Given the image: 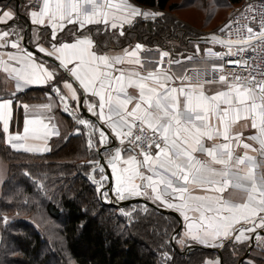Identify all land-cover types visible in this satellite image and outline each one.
Masks as SVG:
<instances>
[{
  "label": "snow or ice",
  "instance_id": "obj_1",
  "mask_svg": "<svg viewBox=\"0 0 264 264\" xmlns=\"http://www.w3.org/2000/svg\"><path fill=\"white\" fill-rule=\"evenodd\" d=\"M256 7L250 4L241 12L248 23L241 25L230 18L219 29L222 35L202 38L227 50L208 48V58L237 57L226 63L247 75L226 73L225 66L214 65L212 79L192 82L186 75L179 83L163 70L168 52H162L160 67L144 74L139 70L141 44L110 55L89 27L103 25L105 32L117 30L123 36L125 25L133 26L138 17L154 19L163 13L143 11L131 0H42L38 9L30 10L29 20L40 30L50 29L47 46L39 43L38 34L33 37L37 51L53 61L48 63L23 46L21 30L13 27L18 13L7 5L0 7V72L15 82L16 89L9 97L0 98L5 142L16 151L50 150L47 140L60 135L58 126L51 123L53 117L41 114L29 118L30 106L16 103L17 93L28 86H48L58 106L70 116L75 102L77 107L86 104L87 111L97 118L99 127L74 117L79 125L91 129L90 149L96 133L100 146L109 136L119 141V147L109 150L107 160L115 181L111 191L118 200L143 196L174 209L185 222L181 244L191 240L223 247V241L230 238L240 243L264 241V71L255 56L245 55L264 51V11L258 31L251 26L255 15L247 16L255 13ZM69 25L74 38L63 41L59 33ZM233 33L236 39L231 38ZM196 51H200L199 44ZM208 85L219 87L210 92ZM16 107L24 109L25 119L23 132L13 134L10 126ZM39 107L52 110L51 103ZM245 128L254 134L245 136ZM89 163L94 165L93 172L98 166L100 180L94 175L89 178L97 184L101 198L110 202L109 191L103 190V182L109 179L104 166L99 161ZM163 255L170 259L167 253ZM205 264L220 261L207 260Z\"/></svg>",
  "mask_w": 264,
  "mask_h": 264
},
{
  "label": "trees",
  "instance_id": "obj_2",
  "mask_svg": "<svg viewBox=\"0 0 264 264\" xmlns=\"http://www.w3.org/2000/svg\"><path fill=\"white\" fill-rule=\"evenodd\" d=\"M132 1L163 15L136 19L133 26L125 27L121 37L105 32L103 25L90 27L104 51L141 44L168 52L172 60L195 56L190 41L195 32L167 14L178 8L173 0ZM225 1L231 8L243 0ZM59 38L71 41L74 37L64 32ZM48 94H52L48 86L32 88L17 94L16 103L40 104L48 100ZM55 114L61 135L53 140L47 154L13 150L0 128V158L10 166L0 197V264H205L219 258L206 249L183 256L185 249L171 243L179 227L172 215L141 203L121 208L108 205L89 178L94 167L89 161H98L97 146L88 147L86 133L72 134L75 124L71 116L59 108ZM23 119L22 108H14L13 123L19 127ZM99 174L95 172L96 180H100ZM40 208L63 225L64 248L54 245L34 224L33 217ZM179 237L180 234L177 240ZM257 243L242 264H264V250ZM247 247L227 242L222 249L224 264H238Z\"/></svg>",
  "mask_w": 264,
  "mask_h": 264
},
{
  "label": "crops",
  "instance_id": "obj_3",
  "mask_svg": "<svg viewBox=\"0 0 264 264\" xmlns=\"http://www.w3.org/2000/svg\"><path fill=\"white\" fill-rule=\"evenodd\" d=\"M2 5V3H0V6ZM10 9H12L14 12L17 11L16 9V6H12L10 7ZM21 12L23 14H25V16L27 17V21L24 20V23L20 20H18V15L16 16V24L13 25V27H18V29H20V34L22 36H24V32H25V28L27 26V23L31 25L32 29H31V40H30V43H34V47L36 49V41L33 39L34 37V34H38L39 36V43L41 44H44L45 46H47L48 44L45 43V40H49V32H50V29H43V30H40L39 29V26H35V25H32L30 23V20H29V10H23L22 8L20 9ZM17 13V12H16ZM27 22V23H26ZM71 26V25H69ZM68 28V27H67ZM44 31H48V36L44 35L43 32ZM66 32V29L65 31ZM62 32V33H64ZM62 33H59L62 34ZM45 36V37H44ZM44 38V39H43ZM136 46V45H135ZM135 46H128V47H124L122 49H117V48H111L107 53L110 54V55H117V54H122V51L123 49H129V50H132L135 48ZM37 50V49H36ZM162 52H166L164 50H160V49H157V48H146V47H142V50L139 51L138 55H139V59L141 60L142 62V67L139 68V70L144 73V74H147L149 72H152L154 70H156L158 67L161 66V54ZM36 55V54H34ZM37 59L39 60H43L42 58L38 57V55H36ZM202 57L200 58H197V59H201ZM169 60L172 61V63H169ZM49 63V62H48ZM212 63H199L197 60L195 59H187V58H179V59H174L172 60L170 58V55L169 56H165L163 58V64H162V67H163V70L167 71L172 77H174L175 81L177 83H179L181 80H183V77L185 76L186 72L193 68V67H198V65L200 66H209L211 65ZM12 83L15 84V82L13 80H11L10 78H8L6 76V74H4L3 72H0V98H7L11 95V93L15 92L16 89H15V85H13ZM41 88V87H46V86H42V85H30L28 86L27 88H25L23 91L21 92H18L17 94L19 93H24L25 91H27L28 88ZM61 87H62V82H61ZM210 92H214L217 90V88L219 87L218 85H208L206 86ZM133 95H135V91L134 90H129ZM51 93L52 94H48V99L49 101H55V106L57 107V110L59 108V110L63 111L62 109V106H58L59 104V101L58 99L56 98L55 96V93L52 92L51 90ZM94 99V98H93ZM48 102V100H47ZM48 103H51L52 104V110L51 112H46V111H43L42 109H40L39 106L41 105H44V104H48ZM48 103H40V104H32V105H29L30 106V109H29V112H28V117L29 118H32L34 116H37V115H43L45 117H48V116H51L53 117L51 123L52 124H55L58 126V123H57V118H56V114H55V109L56 107H54V104L52 102H48ZM83 107L87 110V105L86 104H83ZM22 108V107H21ZM23 110V115H24V119H25V112H24V109L22 108ZM72 119H73V122L75 124V128L73 130V135H80V134H83V133H86V136H87V139H89V134L91 133V129H88V128H85L83 127L82 125H79L76 120L74 119V117H80V118H83V119H87L81 112V109H80V106L77 107L76 106V103L75 102H72ZM64 112V111H63ZM66 113V112H65ZM89 113V112H88ZM67 115H69L68 113H66ZM91 114V113H90ZM70 116V115H69ZM14 118V117H13ZM54 118H56V120H54ZM23 119V121H24ZM91 121V120H90ZM47 122V121H46ZM93 124H96L98 127L100 126L98 123L96 122H93L91 121ZM17 128V124L15 125L12 121L11 123V126H10V132L15 134L17 131L19 130H12L11 128ZM79 129L80 130V134H76V130ZM106 131H109L107 129H105ZM244 131V135L245 136H248V135H251V134H254V130H251L250 128H245L243 129ZM19 132H23V122H22V127H21V131ZM60 135H61V132H60ZM59 135V137H60ZM111 137V138H110ZM56 138H58V136H51L48 140H47V143H46V147L48 149L51 148V146L49 145L51 141L53 140H56ZM93 143H94V147L95 148L97 146V150L102 147L100 146L99 144L96 143V140L98 139V133H96L93 137ZM111 139H114L116 143H118L119 145V141L115 139V137L113 136H109V140L106 142V145H109L111 143ZM29 143H39L41 144V146H44L42 142H38V141H29ZM7 144V143H6ZM8 145V144H7ZM120 146V145H119ZM16 151V150H15ZM51 149L49 151H43V152H35V153H30V152H26V153H30V154H47V153H50ZM241 151V154H242V150ZM17 152H25L23 150H19ZM104 156L106 158L109 157V151H106L104 153ZM114 188V187H113ZM143 197V196H141ZM145 198V197H144ZM147 199V198H146ZM150 200V199H148ZM152 203H154L152 200H150ZM162 208H165V209H168V210H171L173 212H175L176 214H178L180 216L179 213H177L174 209H169L167 207H164V206H161L158 202L157 203H154ZM180 218L182 219V231H181V234H180V237H179V240L177 242L178 245H180L181 243L179 242L182 238H183V233L185 231L184 229V220H183V217L180 216ZM257 231H262V230H257ZM177 241V240H176ZM230 241H234L232 240L231 238L229 240H224L223 241V246L227 243V242H230ZM251 240H246L244 241L243 243H240V242H235V244L237 243H240V244H237L239 247L240 246H243V244H247L249 246V243H250ZM258 240H256V243H257ZM191 245H200V246H203V247H208V248H215V249H223V247H210V246H205L203 244H200L198 242H194V241H191V240H186L183 244H181V249H186L187 247L191 246ZM248 249V247H247ZM246 249V251H247Z\"/></svg>",
  "mask_w": 264,
  "mask_h": 264
},
{
  "label": "rangeland",
  "instance_id": "obj_4",
  "mask_svg": "<svg viewBox=\"0 0 264 264\" xmlns=\"http://www.w3.org/2000/svg\"><path fill=\"white\" fill-rule=\"evenodd\" d=\"M131 2L134 3L132 0H131ZM173 2L178 5V8L176 9V11L171 12V13H167V14L172 16L173 19H176V20L180 21L181 23H183L187 27V29H189L190 31L195 32L194 38L190 39V41L193 43L192 49H193L194 55H195L193 57L191 56L192 59L200 58V57H203L204 55H206L207 54L206 50L208 48H212L213 51L221 50V48L218 47L216 44H212V43H208V42H201V41H198V39L201 37H204V36H208L211 31L216 30L226 21L227 16H228V12H229V5H228L227 1H225V0H173ZM134 4L136 5V3H134ZM4 5H5V3L3 2L0 7H3ZM7 7L10 9L9 6H7ZM138 7H140V6H138ZM21 8L23 10L27 9L24 4L22 5ZM140 8L143 11L156 12L155 10L142 8V7H140ZM160 13H162V12H160ZM138 18H143V17H138ZM143 19H145V18H143ZM94 26H97V25H92L89 27H94ZM125 27H127V25H125ZM108 30L111 31L112 34H117L118 36L121 37V35L119 34V31L112 30V29H108ZM73 31H74L73 26L72 25L68 26V28L66 29V34H68L69 36H73ZM43 34L48 36V31H44ZM69 40L70 39L68 38L67 41H69ZM45 43L48 44L47 39L45 40ZM197 44H199V48H200L199 53H197V51H196ZM120 49H122V48H120ZM12 84L15 85L14 83H12ZM30 89H32V88H28L27 91ZM36 95H38V93ZM32 97H34V96H32ZM48 102H52L54 104V107H56L55 101H53V100L49 101V99H48ZM48 102L42 101L41 103H48ZM55 110H57V107ZM54 120H56V118H54ZM21 127H22V123L20 124L19 127H17V128L12 127L11 129L14 131L15 130L21 131ZM0 128L2 129V125L0 126ZM53 144H54V142L51 141L49 145L52 146ZM110 171H111V168H110ZM9 174H10L9 163L6 161V159L0 158V176H2V181H0V197H1V194L3 192V188H4L3 186L6 182V180L9 178ZM99 178H100V174H99ZM103 183H104V188H105L108 184V180H105ZM114 185H115V181H114ZM108 200H109V198H108ZM107 203H109V202H107ZM33 219H34V224L37 226V228L39 230H41L43 234H46L48 239L51 242H53L54 245L57 243L59 245L60 249L62 247L64 248L65 238L63 237V235L61 233V229L63 228L62 224H60V223L56 222L55 220L49 218L46 215L44 208H40L36 212ZM178 240H179V238H178ZM178 240L176 241V246L178 245L177 244ZM237 244H240V243H237ZM257 244H258V247L260 249L264 250V241H258ZM178 246H179V249H181V244ZM260 249H259V252H260ZM181 250H183V249H181ZM211 261H213V262L220 261V259L214 258V260H211Z\"/></svg>",
  "mask_w": 264,
  "mask_h": 264
},
{
  "label": "water",
  "instance_id": "obj_5",
  "mask_svg": "<svg viewBox=\"0 0 264 264\" xmlns=\"http://www.w3.org/2000/svg\"><path fill=\"white\" fill-rule=\"evenodd\" d=\"M19 7H20V2L17 1L16 2V9H17L18 17L22 18V19H25L27 21V17L19 12ZM31 29H32L31 25L27 23V27L25 29L24 36H23L24 37L23 46L27 47L28 50L34 52L36 55L40 56L42 59L46 60L47 62L53 63L51 58L44 57L42 53H39L37 50L32 48V46L30 45L31 35L28 36V33L31 34ZM210 35L211 34H209L208 36H210ZM204 37H207V36H204ZM202 38L203 37L199 38L198 41L206 42ZM80 109H81L82 114L88 120H91V121L96 122V123L99 124V121L97 120V118L95 116H92L90 113H88V111L83 107V104L80 106ZM116 147H119L118 143H116L114 139H111V143L109 145L102 146V147H100L97 150V156H98V159H99L98 161L105 168V173L104 174L109 177L108 184L103 189V190L109 191V200H110V202L108 203V205L114 206V207H117V208H121V207H124V206L132 205V204H136V203H141V204H146V205H149L151 207H154L155 209H157L158 211L162 212L163 214H168V215L174 216L179 221V227L173 233L172 238H171V243L173 244V246H176L175 243H176L178 235L181 233L182 225H183L182 219L180 218V216L178 214H176L175 212H173L171 210L162 208V207L152 203L150 200H148V199H146L144 197H132V198H128V199H125L123 201H120L112 193L111 189L114 187V179L111 176V171H110V168H109L108 163H107L108 158H106L104 156V153L106 151H109V150L114 151ZM96 167H97V171H99L98 170V166H96ZM94 174H95V172H93V169H92L90 171V176H93ZM257 232H262V231H257ZM262 234H264V232H262ZM255 244H256V239H252L250 241V243H249V246H248V249H247L246 253L239 260L238 264H242L248 258V255L250 254V252H251L252 248L255 246ZM197 249H206V250H209L211 252L217 253L219 255V258H220V264H224V259H223V256H222V249H218V248L215 249V248L203 247V246H200V245H191V246L187 247L182 252V255L183 256H187L190 252H192L193 250H197Z\"/></svg>",
  "mask_w": 264,
  "mask_h": 264
},
{
  "label": "built area",
  "instance_id": "obj_6",
  "mask_svg": "<svg viewBox=\"0 0 264 264\" xmlns=\"http://www.w3.org/2000/svg\"><path fill=\"white\" fill-rule=\"evenodd\" d=\"M16 1H21L26 8H28L29 10H33V8L38 9V7L40 6V4L42 3V0H0V2H5L7 6H12ZM253 5V6H257L256 7V12L252 13L249 12L247 13V16L249 18H251L253 15H255L256 19L251 21V26L256 29L257 31L259 30V20L262 18L260 13L261 11H264V7H260V6H264V0H243L240 4L236 5V6H232L231 8H229V12H228V16L226 21L216 30L211 31L209 34H217V35H222L219 32V29L222 28L225 24H227L229 22V19H236L240 21L241 25H244L246 23H248V20H245L244 18L241 17V12L244 11V9L248 6V5ZM32 6V7H30ZM243 31V30H242ZM232 39H236V35L235 33H233ZM217 45V44H216ZM218 47L221 48V50H215L218 52H226L227 50L225 48H222L220 45H217ZM259 47V46H258ZM246 56L248 55H252L256 57L255 62L257 64H259L260 68L262 71H264V51H257L256 53H246ZM237 57H225L224 59H210L208 58V55H204L201 59H195L199 62H214L213 65L210 66H200L198 65V67H193L191 69H189L185 76L188 75L191 77L192 82H196V81H203V80H207V79H212V69L213 66H225V72L226 73H231V72H237L238 74H242V75H247L246 72H244L242 69L237 68L235 65L233 64H228L226 63L227 60L229 59H236ZM184 76V77H185ZM215 76L218 78L219 76V72L215 73Z\"/></svg>",
  "mask_w": 264,
  "mask_h": 264
},
{
  "label": "bare ground",
  "instance_id": "obj_7",
  "mask_svg": "<svg viewBox=\"0 0 264 264\" xmlns=\"http://www.w3.org/2000/svg\"><path fill=\"white\" fill-rule=\"evenodd\" d=\"M199 62V61H198ZM199 63H206V62H199ZM208 63H212L211 65H213L214 64V62H208ZM207 63V64H208ZM210 66V65H209ZM184 78V77H183Z\"/></svg>",
  "mask_w": 264,
  "mask_h": 264
}]
</instances>
